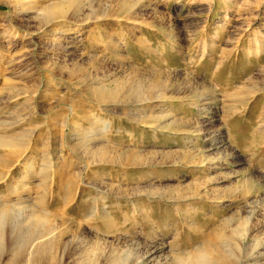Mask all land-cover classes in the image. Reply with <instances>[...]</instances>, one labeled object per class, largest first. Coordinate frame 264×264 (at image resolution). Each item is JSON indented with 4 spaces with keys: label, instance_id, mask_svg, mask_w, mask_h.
<instances>
[{
    "label": "rangeland",
    "instance_id": "rangeland-1",
    "mask_svg": "<svg viewBox=\"0 0 264 264\" xmlns=\"http://www.w3.org/2000/svg\"><path fill=\"white\" fill-rule=\"evenodd\" d=\"M0 216V264L264 254V0H0Z\"/></svg>",
    "mask_w": 264,
    "mask_h": 264
},
{
    "label": "bare ground",
    "instance_id": "bare-ground-1",
    "mask_svg": "<svg viewBox=\"0 0 264 264\" xmlns=\"http://www.w3.org/2000/svg\"><path fill=\"white\" fill-rule=\"evenodd\" d=\"M77 1V0H76ZM68 2V1H67ZM86 2V1H85ZM61 4H63V3H61ZM65 5V4H64ZM68 5H70V3L68 4ZM68 5H67V7H68ZM14 7V6H13ZM63 7V5L62 6H58V4H57V6H54L51 10L49 9V11L46 13V15H45V20H46V24H45V28L46 27H48V26H50V24L52 23V22H54V21H56V20H58V19H65V16H66V11H68V10H66L65 11V9L64 8H62ZM16 8V7H15ZM70 10H72V9H70ZM105 11V10H104ZM91 13V12H90ZM78 14V13H77ZM95 14H97V13H95ZM98 15V14H97ZM108 15V14H107ZM83 16V15H82ZM112 16V15H111ZM80 17V16H79ZM84 17V16H83ZM88 17V16H87ZM92 17V16H91ZM91 17H89L90 19H92ZM107 17V16H106ZM73 18V17H72ZM75 18V17H74ZM77 18V17H76ZM88 18V19H89ZM97 18V17H96ZM88 19H85V20H88ZM95 19V18H94ZM76 20V19H75ZM97 20V19H96ZM81 21V20H80ZM75 22V21H74ZM77 22V21H76ZM79 22V21H78ZM77 22V23H78ZM84 22V21H83ZM82 23V22H81ZM54 34H56V32L54 33ZM257 54V52L255 51V53L253 54V55H256ZM71 62V61H70ZM152 79V78H151ZM139 80V79H138ZM158 82V81H157ZM141 84H142V82H141ZM143 84H146V82H143ZM142 84V85H143ZM159 90V89H158ZM157 91V90H156ZM156 91H154V93L156 92ZM158 92V91H157ZM156 92V93H157ZM162 92V91H161ZM160 92V93H161ZM153 93V94H154ZM171 93V92H170ZM169 93V94H170ZM163 94H164V92H163ZM150 95V94H149ZM151 95H152V92H151ZM154 96V95H153ZM160 96V95H159ZM149 97V96H148ZM157 97V96H156ZM110 100H113L112 101V104H121L122 102L121 101H118V99H120V97L118 96V95H112V96H109L108 97ZM164 98V97H163ZM169 98V97H168ZM103 99V98H102ZM154 99V98H153ZM153 99H152V101H153ZM151 100V98H147V97H143V95H142V93L141 94H139V96H137V98H136V100H134V101H132L134 104H142V103H146L147 101H150ZM158 100H159V98H158ZM157 101V100H156ZM195 129V128H194ZM198 130V129H197ZM196 130V131H197ZM203 130V129H202ZM194 131V130H193ZM105 151V150H104ZM104 151H103V153H104ZM102 154V153H101ZM100 154V155H101ZM107 155V154H106ZM108 157L107 158H109L110 156L109 155H107ZM103 158H105V157H103ZM99 159H100V156H99ZM98 159V160H99ZM110 159H111V157H110ZM113 159V158H112ZM106 161V160H105ZM109 161V159H107V162ZM112 162V161H111ZM114 162V161H113ZM162 191V190H161ZM153 194V193H152ZM156 195V194H155ZM158 195V194H157ZM161 196V195H160ZM162 198V197H161ZM169 198V197H168ZM168 198H166V199H168ZM169 200H170V198H169ZM174 202V201H173ZM54 204V203H53ZM33 209V208H32ZM30 209L29 210V214H28V217L26 218L27 219V223H30L31 224V227L33 226L34 227V224H35V221L32 219V218H35L36 220H38V218L40 219V218H45V217H42L41 215V213H39V211H37L38 209ZM2 215V214H1ZM262 216V215H261ZM1 217V216H0ZM45 223V222H44ZM14 224V223H13ZM49 224V223H48ZM15 225V224H14ZM17 225V224H16ZM45 227H47L46 228V230L47 231H50L51 229H49V228H51L52 227V230L53 229H56L55 228V224L53 225H51L50 224V226L51 227H49V226H47V224H43ZM257 225V224H256ZM24 227H26V225H23ZM1 227V226H0ZM14 227V226H13ZM12 227V228H13ZM17 226H15L13 229H9L8 231H5V232H3V230L0 228V249H3L4 251H5V253H10L12 250H17V249H15L14 248V243H13V239H14V236L16 235V230H15V228H16ZM65 228V227H64ZM61 230V229H60ZM56 231V230H55ZM70 231V230H69ZM52 232V231H51ZM54 232V231H53ZM60 232V231H59ZM62 232V231H61ZM248 232V231H247ZM48 233H50V232H48ZM55 233V232H54ZM234 233H235V231H234ZM234 233H233V235L232 236H234V237H236L235 235H234ZM238 233V232H237ZM82 234V233H81ZM53 235V236H52ZM56 235H58V234H56ZM56 235H54V234H49L48 235V237L46 238V239H39V240H33V241H30L29 243H25V245H24V252L26 253V258L29 260V263H30V259L31 260H33L34 258H37L36 260H38V261H40V262H43L44 264H63L64 263V259H62V258H59L56 262L55 261H53L52 260V262L53 263H51V258H48V256H50L49 255V253L52 251H50V246H49V244H51V241L54 239V236H56ZM61 235V234H60ZM47 236V235H46ZM49 236H52V237H49ZM62 236V235H61ZM241 236V235H240ZM37 237V236H36ZM79 237V236H78ZM38 238H41V237H38ZM82 238V237H81ZM226 238V237H225ZM250 238V237H249ZM232 239H234V238H232ZM235 239H240L238 236H237V238H235ZM41 240V241H40ZM254 240V239H253ZM232 241V240H231ZM204 242V241H203ZM239 243H240V241H238ZM16 244V243H15ZM23 244V243H22ZM59 244V243H58ZM85 244V243H84ZM56 245V244H55ZM60 245L62 246L63 245V243H62V241L60 240ZM59 245V246H60ZM132 245V244H131ZM227 245H232L231 243H229L228 242V244ZM234 245V244H233ZM22 246V245H21ZM235 246H237V245H235ZM15 247H16V245H15ZM69 248V247H68ZM221 248V247H220ZM223 248V247H222ZM40 249L42 250V252H40V253H38V251H40ZM52 249H54V246L52 247ZM216 249L213 247V245L211 244V243H206V244H199V246L197 247V248H194V254H189V255H191V256H185L184 258H181L180 260H178V261H176V264H227L228 262H229V260L227 261V263L225 262V261H223L221 258H219L218 256L219 255H216V252L217 251H215ZM237 250V249H236ZM252 250H255L256 252H257V250H256V247H255V249L254 248H252ZM260 250V249H259ZM18 252L17 253H20V251H22V250H17ZM248 251V250H247ZM263 251H264V249H263ZM14 252V251H13ZM55 252V251H54ZM192 252V251H191ZM262 252V251H261ZM261 252H257L256 254H255V252H254V254H246V255H244L245 257H244V262L246 263V264H257L258 262L260 263V262H263L264 261V254L263 253H261ZM15 253H16V251H15ZM161 252H159V250L158 249H156L155 247H153V248H151V249H149V251L148 252H145V254H144V257L143 258H145V260H147L149 263H152V264H156L157 263V261H156V259H157V255L158 254H160ZM221 253V252H220ZM238 253V252H237ZM24 254V253H23ZM38 254V255H37ZM40 254V255H39ZM218 254V253H217ZM16 255V254H15ZM21 255V254H20ZM63 256V255H62ZM223 256V255H222ZM226 257V256H225ZM225 257H223V258H225ZM18 258V257H17ZM26 259V260H27ZM228 259V258H227ZM20 261H21V259H20ZM25 261V260H24ZM143 261V259L141 258V259H138L137 261H134V263L133 264H140L141 262ZM237 261V260H236ZM9 262V261H8ZM147 262V263H148ZM238 262V261H237ZM236 262V263H237ZM10 263H11V261H10ZM28 263V262H27ZM42 263V264H43ZM37 264V263H36Z\"/></svg>",
    "mask_w": 264,
    "mask_h": 264
}]
</instances>
